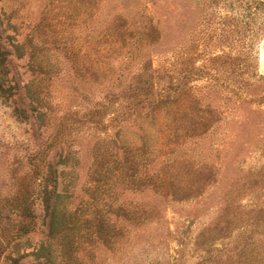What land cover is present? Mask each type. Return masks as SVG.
Listing matches in <instances>:
<instances>
[{"label": "rangeland", "instance_id": "rangeland-1", "mask_svg": "<svg viewBox=\"0 0 264 264\" xmlns=\"http://www.w3.org/2000/svg\"><path fill=\"white\" fill-rule=\"evenodd\" d=\"M5 1L39 25L24 33L55 75L4 54V77L16 92L39 81L49 113L24 119L19 94L0 92V264L47 237L40 201L37 229L23 234L21 200L40 193L37 164L51 177L67 152L49 141L60 117L98 102L107 124L144 92L157 99L140 127L120 128L122 143L91 122L69 130L56 264H264V102H240L264 92V0ZM231 52L237 62L215 60Z\"/></svg>", "mask_w": 264, "mask_h": 264}, {"label": "trees", "instance_id": "trees-1", "mask_svg": "<svg viewBox=\"0 0 264 264\" xmlns=\"http://www.w3.org/2000/svg\"><path fill=\"white\" fill-rule=\"evenodd\" d=\"M15 13L16 10L12 5L7 4L5 0H0V46H3V43L9 42V46L11 47V50L0 48V92L9 101H12L13 97L19 94L18 99L21 101V106L15 104V101L13 100V103L15 105L14 111H16V114L24 119H32L33 121H38V119H45V117L48 116L49 111L45 104L48 96V91L46 92L45 90H43L44 88L40 85L39 81L38 84H35L36 80L34 79L32 84L30 82H25L27 84L22 88L23 90L20 92H16L12 87L11 81L8 82L9 79H6V76L4 77L3 75L4 70L2 69V65L7 59L4 54L10 51V56H13L16 60L24 61V67H29L30 65V67H33V69L38 70L40 74L46 76L45 80L47 81H50L52 79V77L55 75V72L52 69L48 68V66H44L42 62L37 63L35 55L33 53V44L30 40H28V35L31 32L35 33L40 28L39 25H34L33 27L31 22L20 21L19 19H17ZM27 30H31V32L25 36L24 32ZM235 46L237 47V42L232 46V50H235ZM219 58L229 59L232 61V63H235L238 59H240V56L231 52V54L227 53L226 58L219 56L215 60H219ZM243 62V65H248L246 60ZM257 76L258 80H260V78L264 79V77L260 74H258ZM261 84V81H256L255 83H251V86L256 85L255 87H260L262 86ZM169 89H171L173 92L169 90L167 91L166 89L164 91V94H161V97L158 98L159 101H165L167 103L173 100L178 91L177 87ZM263 94L264 92L256 97H244L242 98V100H240V102H264ZM238 96L241 97V94H238ZM135 98H137L136 101L133 100ZM135 98H129L131 100H127L126 104L119 109L115 108L116 110H114V108H112V113L110 112V119L107 124L104 123L101 107L96 105L98 102H88L86 112H82L81 110L79 111L76 109L70 111L69 115L60 117V123L54 130L55 134H52L49 137V141L54 148H63L65 145H67V152L66 154H60V158L55 165V173L51 174V177L49 176V171L51 170V168L48 170H44L42 169V163L37 164L38 174L36 175V178L38 179L42 177L43 179L40 193L37 198H34L32 193L27 190L26 196L21 200L22 215H24V218L26 219L23 226L21 225L23 234L27 235L37 229L36 219L38 214L36 212L39 201L40 204H42V210L46 212V225L49 232L44 241L40 242L31 251L20 254L18 259L16 260L17 262L15 263L56 264L54 256L55 251L53 247L56 243L57 235H61L58 226L62 217L60 214L65 215L69 211V205L65 204L61 200L62 194L58 193L57 191V169H59L58 167L60 166L67 167L69 161L73 160V155L71 153V143L73 141H70V138H72V133L69 132V130L72 127H82V125H84L86 122H91L95 124L96 128H99L103 133L106 131L108 132V130H112L113 134L110 136L109 134L107 135L109 136L110 144H115L116 146V144L122 143L120 137V128H123L125 125L140 127L138 120L142 118V114L151 111V106L154 105V100L157 99L154 97V94L152 92H144L142 94H138ZM150 102H152L153 104L151 105ZM105 108H107L106 105ZM146 116H149V114ZM75 118H77L78 121H76ZM71 123L73 126L68 125ZM70 155H72V159H69ZM2 247H4L3 244H0V248ZM1 253L2 251L0 252V257Z\"/></svg>", "mask_w": 264, "mask_h": 264}]
</instances>
